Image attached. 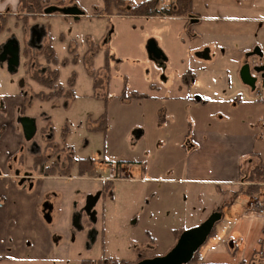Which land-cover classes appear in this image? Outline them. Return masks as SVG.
Here are the masks:
<instances>
[{
  "label": "rangeland",
  "instance_id": "rangeland-1",
  "mask_svg": "<svg viewBox=\"0 0 264 264\" xmlns=\"http://www.w3.org/2000/svg\"><path fill=\"white\" fill-rule=\"evenodd\" d=\"M144 1L126 0L121 8ZM170 2L160 0L159 10ZM47 3L59 10L30 24L43 30L41 44L50 42L55 50L59 83L68 88L74 75V93L70 98L49 101L35 97L49 90L27 72L23 50L32 41V29L10 19L0 31V56L14 39L18 63L10 69L9 59H0V104L16 96L25 100L23 116L35 120L37 132L32 139H25L24 157L30 161L35 155H47L58 163V170H65L56 178H46L43 190L47 194L44 204L50 201L55 211L68 213L73 225L76 219L84 221L75 226L84 237L74 246L71 257L75 256L69 264H81L82 257L109 264L115 260L134 263L144 252L150 257L163 256L175 245L171 230H183L197 220L188 206L186 212L183 208L182 195L189 186L178 181L191 132L199 126L197 115L212 116L217 122L211 124L221 129L228 124L220 120L249 118V105L244 101H252L254 90L264 87L258 77L252 89L242 81L240 71L250 64L258 75L254 67L260 57L249 51L236 59L218 54L211 70L201 73L198 84L191 83L181 94L178 86L182 73L193 69L192 58L212 57L210 47L199 46V28L189 17L112 15L105 11V0ZM193 3L202 6L204 0ZM69 7H77L83 14L76 17L61 11ZM91 46L96 50L93 54L88 52ZM40 62L36 68L44 73L43 57ZM137 93L146 97L137 99L133 96ZM180 95L211 98L216 101L213 103L225 101L218 107L196 102L187 107V101L176 100ZM81 159L92 162V171L81 172ZM262 188L264 182L255 196L263 194ZM244 198L236 204L245 205L249 194ZM207 200H201L195 209L202 210ZM223 224L218 222L215 231ZM214 239L210 236L207 241Z\"/></svg>",
  "mask_w": 264,
  "mask_h": 264
},
{
  "label": "crops",
  "instance_id": "crops-1",
  "mask_svg": "<svg viewBox=\"0 0 264 264\" xmlns=\"http://www.w3.org/2000/svg\"><path fill=\"white\" fill-rule=\"evenodd\" d=\"M23 15L20 0H0V17H7L6 25L12 19L23 26ZM188 19L199 28L196 35L202 38L199 46L210 47L212 57L192 58L193 69L182 73V84L178 86L181 94L191 83L198 84L201 73L211 70L209 67L218 60V54L236 59L248 51L258 54L256 49L259 48L262 55L258 54L257 65H264V0H204L202 6L193 3V14ZM31 21L36 20L30 19L24 27L31 26L34 37L39 32L41 40H34L33 45L29 41L26 46L39 48L43 30L30 24ZM1 24L0 18V31L4 29ZM5 47L9 53L19 49L14 39ZM9 53L5 59L12 57ZM0 59L5 60L1 56ZM253 75L262 78L264 87V70ZM253 93L252 101H244L250 111L245 121L239 122L232 117L227 121L220 120V123L228 124L221 129L211 124L215 118L201 117L198 113L199 126L195 125L191 132L190 148L183 158L178 181L189 186V191L182 195L183 208L186 212L188 206L191 217L197 220L190 226H183V230L172 229L173 239L176 243L177 231L199 225L213 211L220 210L224 222L222 229L214 230L211 235L215 239L207 241V246L200 250L198 264H261L264 261V215L253 208L255 204L258 209L264 208V188L260 197L254 192L245 205H237L247 194L245 178L253 164L259 160L264 164V89L256 88ZM175 98L187 101V107L190 102L218 104V107L225 101L213 103L216 102L214 99H193L190 95ZM24 101L16 96L6 100V104H0V264H69L75 256L71 257L74 246L84 237V233L76 230L83 219H76L73 225L68 213L64 214L61 209L55 211L50 201L44 204L47 194L43 182L46 178H56L59 173L44 175L34 168V158L41 154L30 161L24 157L26 138L20 123ZM52 162L50 160L48 165ZM206 199L209 200L207 205L200 212L196 210L195 206ZM198 219L202 221L199 223ZM85 259L94 258L82 257L81 264Z\"/></svg>",
  "mask_w": 264,
  "mask_h": 264
},
{
  "label": "trees",
  "instance_id": "trees-1",
  "mask_svg": "<svg viewBox=\"0 0 264 264\" xmlns=\"http://www.w3.org/2000/svg\"><path fill=\"white\" fill-rule=\"evenodd\" d=\"M125 3L126 0H105V11L108 14H112V15L116 14L120 16H135V15L157 16L160 13H162L163 15L166 16L189 17L192 16L193 14V0H171V2L168 5H166L164 11H160L158 8L160 0H147L136 5L127 4L128 7L126 5L127 8L122 9L121 7L124 6ZM48 7L51 6L48 5L47 0H20V9L22 12H24V15L22 17L23 26H28L30 19L37 20L42 15L47 14L45 11ZM0 18L2 23L1 28H5L7 17L4 16ZM89 50L90 51L88 52L92 54L96 51L93 49V46H91V49ZM71 51L75 52V50H71ZM24 56L26 58L25 63L30 78L35 80L42 87L49 90L46 93L42 92L36 94L35 95L36 98L43 101H49L60 98L72 97L74 93L73 87L75 84L74 75L70 79V84L68 88L63 87L59 83V71L56 67H54L59 64V59L50 42L42 44L39 48L35 46L34 47L26 46L24 48ZM42 57L46 63V72L39 73L36 67L39 68V66H41L42 63L40 62V58ZM75 58H77V55L73 57V60H76ZM106 65L108 66V53L106 54ZM133 96L137 99L146 97V95L140 93H137ZM102 123L104 124L105 121H102ZM58 150L60 151L59 147H56V151ZM49 161H50L49 156L42 154L34 158L33 166L35 169H38L41 174L44 175H49L50 173L53 172L56 174L65 173V170H58L57 168L58 163L56 161L48 165ZM79 163H80L79 166L82 169L81 172H84L85 169L91 170V167L93 169L92 162L89 159H81ZM91 171L90 173H92ZM245 182L248 183L245 191L247 194L250 195L260 190V184L264 182V164L261 160L257 162L255 161L252 170L245 178ZM181 233L182 232L177 231L176 233L177 239ZM147 257L150 256H148L147 252H144V254H142L137 261ZM200 258H201L200 253H197L195 255V258L193 259V262L200 261ZM82 264H103V263L100 260L93 261L90 259H85L82 261ZM109 264H133V263L115 260Z\"/></svg>",
  "mask_w": 264,
  "mask_h": 264
},
{
  "label": "water",
  "instance_id": "water-1",
  "mask_svg": "<svg viewBox=\"0 0 264 264\" xmlns=\"http://www.w3.org/2000/svg\"><path fill=\"white\" fill-rule=\"evenodd\" d=\"M59 10V8L55 6L48 7L46 9L47 14L55 13ZM65 14H71L76 17L81 16L83 12L78 9L77 7H69L61 10ZM33 38L32 35V45H33ZM38 41L41 40V36H39ZM157 52L159 50L154 47ZM9 49L6 47L1 55L2 59H5L6 55L9 53ZM256 53L262 55L259 48L256 49ZM12 54V57L8 60L9 61V68L13 69V66L18 63V49ZM254 70L257 73H261L264 70V65L260 67H254ZM253 68L250 64H246L242 67L240 71L242 81L249 85L252 89L256 88V83L258 78L255 77L253 74ZM20 123L23 127L24 135L27 140L33 138L37 131V126L35 120L28 116H23L20 118ZM92 206L89 205L87 210H91ZM48 220H50L49 215L46 216ZM223 215L220 210L213 211L207 219H205L199 225L186 229L182 231L180 236L177 239V242L172 247V249L163 256H155V257H147L141 259L133 264H189L195 258L197 252L201 249V247L207 242L209 237L212 235L213 231L215 230L216 224L221 221Z\"/></svg>",
  "mask_w": 264,
  "mask_h": 264
},
{
  "label": "built area",
  "instance_id": "built-area-1",
  "mask_svg": "<svg viewBox=\"0 0 264 264\" xmlns=\"http://www.w3.org/2000/svg\"><path fill=\"white\" fill-rule=\"evenodd\" d=\"M165 8H166V5H162L161 6V10H165ZM257 205L258 204H255L254 206H253V208L256 210V212L258 213V214H260V215H264V208H262V209H258L257 208ZM262 206L264 207V201L262 202Z\"/></svg>",
  "mask_w": 264,
  "mask_h": 264
},
{
  "label": "flooded vegetation",
  "instance_id": "flooded-vegetation-1",
  "mask_svg": "<svg viewBox=\"0 0 264 264\" xmlns=\"http://www.w3.org/2000/svg\"><path fill=\"white\" fill-rule=\"evenodd\" d=\"M39 35H40L39 32H37V34H35V37H34L33 41L36 40L39 37ZM260 66L261 65H257V67H260ZM91 200L93 201L94 199H91Z\"/></svg>",
  "mask_w": 264,
  "mask_h": 264
}]
</instances>
